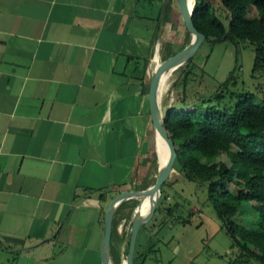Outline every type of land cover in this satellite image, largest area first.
Masks as SVG:
<instances>
[{"label": "crops", "instance_id": "1", "mask_svg": "<svg viewBox=\"0 0 264 264\" xmlns=\"http://www.w3.org/2000/svg\"><path fill=\"white\" fill-rule=\"evenodd\" d=\"M188 32L179 0H0V264H104L111 202L155 175L153 61ZM166 197L135 264L156 251L202 264L221 225L199 210L167 220ZM136 201L115 214L111 264H126Z\"/></svg>", "mask_w": 264, "mask_h": 264}, {"label": "trees", "instance_id": "2", "mask_svg": "<svg viewBox=\"0 0 264 264\" xmlns=\"http://www.w3.org/2000/svg\"><path fill=\"white\" fill-rule=\"evenodd\" d=\"M220 2L221 7L217 9L212 0H196L195 26L212 43L227 40L236 44L240 40L253 43L256 46L254 71L264 72V0ZM192 59L175 83L183 84V88L164 118V125L177 147L173 172L165 184L171 183L176 171L190 180L207 183L222 227L239 250L230 261L253 264L256 260L264 264V102L258 103L253 93L241 92L233 104H227V91L237 84L236 69L214 95L192 97L188 90ZM233 97L232 93L230 98ZM223 154L230 162L219 160ZM203 158L214 162H204ZM230 182L235 183L236 191L227 187ZM246 201L254 202L252 207L259 216L255 229H247L235 219Z\"/></svg>", "mask_w": 264, "mask_h": 264}, {"label": "rangeland", "instance_id": "3", "mask_svg": "<svg viewBox=\"0 0 264 264\" xmlns=\"http://www.w3.org/2000/svg\"><path fill=\"white\" fill-rule=\"evenodd\" d=\"M215 8L221 7L220 0H212ZM218 13L220 11L218 10ZM228 23V21H227ZM187 33V32H186ZM192 34H187L185 39V46H188L191 41ZM177 52H166L162 55L161 63L167 58L171 57ZM256 59V46L246 40H240L238 43L232 41H222L212 43L204 41L199 49L193 56V64L190 67L191 76L188 84L189 94L194 98H208L214 95L218 90L220 84L225 81L229 73L236 69L237 84L233 85L227 92L229 95L226 96L227 104H233L237 95L241 92L253 93L256 96L258 103L264 102V72L254 71ZM153 61V70H154ZM189 61H187L184 67L177 73V75L171 80L167 88H163L161 104L166 114V111L172 106L176 99L178 91L183 88V84L175 85L176 81L181 77L182 72L186 68ZM181 73V74H180ZM166 91V92H165ZM233 93V98L230 95ZM172 103V104H171ZM153 151L151 164L155 165L154 177L150 181V186L156 182L158 167H159V155L157 153V132H155V139L153 140ZM219 160H225L230 162L228 156L223 154ZM204 162H214L212 159L203 158ZM218 161V159H216ZM173 172V171H172ZM176 171L171 177L176 182L171 184L168 182L164 188L170 191V196L165 199H161L159 205H163L165 210L171 209L172 217H167L169 221H176L181 223L179 218L192 217L195 210L203 212L205 216L210 218V221L219 223L220 230L214 231L212 227L208 231V246L204 250V256H207L202 264H228L232 257H236L239 250L233 246L232 237L223 228L222 219L218 216L214 204L212 203L207 183L200 181L190 180ZM148 185V187H149ZM147 187V188H148ZM230 190L236 191V185L233 182L228 183L227 186ZM138 203V200L136 201ZM254 202H244L240 212L235 216L236 221L247 229H255L258 226L259 216L252 207ZM177 206V209H176ZM157 209V208H156ZM156 211V210H155ZM159 216V211L156 213ZM174 217V218H173ZM172 218V219H171ZM175 219V220H174ZM214 226V223L211 224ZM252 247V246H251ZM157 258V251L153 252V258L148 260V264H178L177 261H170L173 257L171 251L161 252ZM253 264H260L258 261L253 260Z\"/></svg>", "mask_w": 264, "mask_h": 264}, {"label": "water", "instance_id": "4", "mask_svg": "<svg viewBox=\"0 0 264 264\" xmlns=\"http://www.w3.org/2000/svg\"><path fill=\"white\" fill-rule=\"evenodd\" d=\"M179 4L188 30L191 32V34H196L197 37L189 46H186L183 50L167 58L155 70H153L149 92V103L152 122L155 126L156 132H159L168 142L170 147V153L166 160H162L157 149L160 162L156 182L152 186L142 190L123 191L122 193L117 195L111 202L105 215V235L102 246L104 264H111L112 228L115 214L121 207V205L124 204L127 200L136 199L138 200V203L136 205V209L132 217L130 246L129 252L126 256V264H135V249L139 229L143 222L150 215L152 210L157 206L158 200L162 194L163 185L168 181L173 171L174 159L177 154V147L164 125L165 113L161 104L163 91L161 82L162 76L165 73H168L173 68L180 65L181 63L191 61L196 51L199 49L200 45L206 39L205 34H203L197 29L193 21V13L196 0H194L192 4H190L188 0H179ZM150 195L151 200L149 202V205L144 209L142 207L144 199Z\"/></svg>", "mask_w": 264, "mask_h": 264}, {"label": "bare ground", "instance_id": "5", "mask_svg": "<svg viewBox=\"0 0 264 264\" xmlns=\"http://www.w3.org/2000/svg\"><path fill=\"white\" fill-rule=\"evenodd\" d=\"M188 1H189L190 4H192L194 0H188ZM196 37H197L196 34H192L191 41H190L189 45L196 39ZM184 65H185V62L181 63L180 65H178L177 67L173 68L168 73H165L162 76V81L161 82H162V87L163 88H167L169 86L171 80L177 75V73H179V71H181V69L184 67ZM157 147H158V152H159L160 158L162 160H166L167 157L169 156V153H170V147H169L168 142L164 139V137L159 132L157 133ZM157 195H158V193H157ZM150 200H151V195L147 196L144 199V203H143V206H142L144 209L149 205Z\"/></svg>", "mask_w": 264, "mask_h": 264}, {"label": "built area", "instance_id": "6", "mask_svg": "<svg viewBox=\"0 0 264 264\" xmlns=\"http://www.w3.org/2000/svg\"><path fill=\"white\" fill-rule=\"evenodd\" d=\"M229 264H237L236 262H234V261H230V263Z\"/></svg>", "mask_w": 264, "mask_h": 264}]
</instances>
